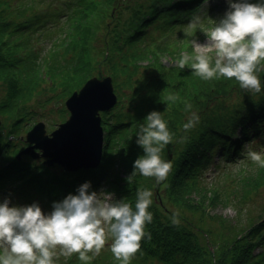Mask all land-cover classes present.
<instances>
[{
  "label": "trees",
  "instance_id": "trees-1",
  "mask_svg": "<svg viewBox=\"0 0 264 264\" xmlns=\"http://www.w3.org/2000/svg\"><path fill=\"white\" fill-rule=\"evenodd\" d=\"M143 1L158 4L168 0ZM200 2L201 0H180L174 3L179 5L178 8L162 9L160 16L153 21L155 28L159 25L166 26L169 18L178 20L180 25L190 22ZM135 20V17H131L126 20V24H134ZM121 21V18L117 17L106 33L93 39L100 40L102 51L116 50L120 54L121 58L112 63V71L108 74L112 76L114 84L116 83V92L119 87L125 92H117V105L110 112L103 114L102 126L106 132V146L102 162L93 172L87 169L70 175L60 172V188L41 187L35 182L34 160L26 157L16 161L15 155L20 150V144L10 139L7 134L13 133V130H16L14 125H19L21 121L27 123L39 110L43 113L51 109L57 103V97L54 96L56 89H62V96L69 95L90 75L94 68L91 64L96 61L73 62V55L66 56L64 47H60V52L57 45L47 60H38L39 54H33L30 46L19 38V29L12 28L5 33L8 36L2 35L5 39L0 34V83L6 85L3 97L0 98V117L4 125L7 122L8 126L7 134L0 131V191H15L22 199L23 205H32L36 201L39 207L52 209L54 203L61 202L69 194L77 195L75 186L79 188L86 182L90 183L89 193L97 192L99 187L104 186L106 191L115 194L117 200L130 203L133 207L137 189H147L153 193V202L148 209L153 220L145 226V232L151 234V239L145 237L141 241L140 251L131 259L130 264H264V218L257 223L251 222L248 229L241 230L220 217L206 216L205 223L212 231L206 233L194 223V217L192 219L187 211L188 206L172 202L170 199L167 185L172 188L170 194L172 191L178 193L182 189L176 186L177 180L172 175L160 182L166 190L164 201L161 200L155 178H146L137 173L128 180L134 170V161L143 155V150L136 143L137 132L145 124L148 114L153 111L159 113L161 104L166 107V114L162 119L171 122L176 118V113L195 100L199 101L205 97L211 98L214 103L197 112L199 122L185 135L183 146L181 145L177 155L174 154L171 158L167 149L164 151L167 152L166 160L173 166L170 173L175 172L176 177L180 179L186 180L188 172L196 173L209 169L215 157L220 158V161L233 163L250 151L256 143L264 142V76L259 77L260 93L241 89L234 79H211V85L192 90L171 105L173 101H169L167 97L178 95L181 92L178 90L181 83L177 85L176 91L171 90L172 85L166 84L169 79L168 69L160 65L158 56L149 57L143 48L132 52L131 33L115 35L123 25ZM100 23L106 26L105 19ZM6 25L8 26V23L3 24L7 27ZM163 26L157 29L160 36L165 33ZM149 47L152 53L161 51L153 44ZM73 54L75 55V52ZM139 55L151 60L148 66L144 63L143 68L145 73L150 72L152 76L139 78L130 74L121 80L116 73L125 67L137 70V63L128 59H139ZM188 56L192 57L191 53ZM110 58L111 56L103 55V63H111ZM181 58L178 54V60ZM41 63L45 65L42 66ZM192 63V59H189L183 69H191ZM214 63L212 61L213 65ZM55 69L59 72L54 71ZM190 82L192 80L188 78L186 85ZM38 95L42 97L36 99ZM30 99L32 103L36 102L32 107ZM60 114V117L64 118L66 111L61 108ZM167 126L175 141L174 125ZM130 136L134 138L133 145H129ZM44 179L46 180V176ZM66 183L68 185L65 187ZM195 184L192 183L191 186ZM217 196L213 199L214 202L219 201V195ZM183 207L186 209L183 210ZM175 211L179 212V226L171 223ZM208 236L209 239L206 238ZM109 246L110 244L106 243L105 249L90 261H81L78 255L74 254L70 257L58 256L54 258V264H121L114 259ZM256 248H260V251L253 253ZM2 254L3 250H0V255Z\"/></svg>",
  "mask_w": 264,
  "mask_h": 264
},
{
  "label": "rangeland",
  "instance_id": "rangeland-1",
  "mask_svg": "<svg viewBox=\"0 0 264 264\" xmlns=\"http://www.w3.org/2000/svg\"><path fill=\"white\" fill-rule=\"evenodd\" d=\"M38 1L40 0H0V23H19L20 21H26L29 24L25 32L33 31V21L36 19H42V16L38 10H30L29 7L35 9ZM61 1H64V5H60ZM120 1L122 0H84L80 4L82 9L74 16L77 35L75 38H69V36L73 37L75 35V24L72 22L68 23L67 35L61 40L57 39L58 50L62 52L60 47H64L66 56L73 55V61L75 60V62H77L78 58L81 59V57L80 55H74L73 52L76 54H89L90 49L93 50L90 43L93 41L95 36L101 34V20L105 19V23L108 26L118 17L121 18V22L125 25H122L120 27V31H117L115 35H122L126 32L131 33L134 38L130 41L132 42L130 45L132 52L143 48L149 57L153 55L159 57L160 65L162 67H167L168 69L169 79L166 84L170 83L172 88H177L179 82L181 83V86L178 89L181 90V92L178 95H174L177 99L190 93L192 90L203 88L206 85H211V80H202L194 74L192 69H179L176 62L178 61V54L183 57L185 54L188 55L189 53H191V58H193L192 62H194V57L197 55V52L194 50L192 42L196 41L201 45L207 42L208 35L215 26L214 22L218 23L224 17V14L229 10L228 0H201L199 8L195 10L192 15V21L194 18L199 17V21L195 29L188 27L191 21L184 23V25H180L178 20L169 18L166 26H158H163L165 28V33L161 36L158 34V27L157 29L155 28L153 21L160 16L162 9L170 7L178 8L179 5L174 4L177 0H168L167 2H160L158 4H149L151 1L143 0H123L126 3H124L125 5L118 4ZM256 1L257 0H250V2L253 3ZM233 2H235V0H233ZM108 3L109 5L107 6ZM70 5H72V0H47V2H39V9L41 12H45L43 15L49 13L48 24L44 27L45 30L49 29L47 32L48 38L38 43V45L45 50V55H47V52L52 45V31L56 29L57 25L61 26L66 24L64 23V19L67 16H65L66 14H62V11ZM106 6L107 8L105 11ZM111 6L113 8V12H111L112 17L109 15V8ZM210 9L212 10L209 11ZM130 15L136 18L135 23L137 24L134 27L133 25L135 23L126 24V19L130 17ZM180 20L182 19L180 18ZM201 21H203V23ZM12 25L13 24H11L9 28ZM7 32L8 27H6L5 33ZM38 33H36L34 37L37 36ZM129 37L127 38L128 41ZM150 44L160 48L161 51L152 53V49L149 47ZM92 45L95 48H99L100 40H95ZM112 53H114L116 57L120 56L116 50L112 51ZM206 54L211 57V61L215 62L214 51ZM139 56L141 58L135 60L130 57L137 63V70L125 67L116 73L121 77V80L126 79L130 74H134L139 78L142 76H152L150 75V72L145 73L146 71L143 68L148 66L151 60L145 59L141 55ZM91 57L93 61L96 62L91 64L94 68L90 71V73L104 74L112 71L113 65L111 63L104 64L102 61L103 55H101V53L93 51L91 53ZM144 63L145 66H143ZM258 67L259 70L256 75L258 77L264 76V62H262ZM188 78H191L192 82L186 85ZM195 79L196 83H194ZM45 87L46 86H44V88ZM4 88H6V85L0 83V98L3 97L2 93ZM172 88L170 89L173 90ZM118 92L125 93L120 87L118 88ZM54 96L57 97V103L46 112L41 113L39 110L34 116L32 115V118L28 122L31 123L33 121L36 123L39 119H41L45 123L46 129L49 132L52 128H55L56 125L65 121L68 116L66 115L65 118L62 116L60 117L61 114L59 109L64 106V101L67 96L62 98V89H56ZM41 97V95H38L36 99ZM175 101L172 102L171 105H174ZM30 103H32L31 99ZM35 103L36 102L32 103L31 107ZM189 104L191 105L190 110H186V106H184L178 113H176V118H174L171 122H166V124L174 125L173 134L176 136V140L173 141L172 139V142L166 145L162 152L167 149V152L171 154V158H173L174 154H178L183 146L182 140L189 131H185L183 129V124H185L189 118L188 114H197V112L203 109L206 105H212L214 103L211 98L202 97L199 101L195 100ZM164 109H166V107L161 104L159 113H161L162 116L166 114ZM14 127L16 130H13V133L7 134V123L5 122L4 125V122L0 117L1 132L3 131L9 135L10 138L13 136L18 138L21 135L24 137L26 132L25 127L22 128L21 123L16 126L14 125ZM134 143V138L130 136L129 145H133ZM255 145L256 147H254V152L259 153L262 156V159H264V143ZM167 152H164L163 159L165 161H167ZM216 162L217 160L215 159V163ZM119 170L120 168H118V171ZM187 174H191V172H188ZM169 175H172L174 179L177 180L176 186L182 188L178 191V193L176 191H172V194H170V190L172 188L167 185L170 199L172 202L175 201L179 204L183 203L188 206L189 209L187 211L192 219L194 217V223L202 229L203 232L212 233L209 226L205 223L206 216L210 218L220 217L221 219L227 220L232 226L241 228V230L251 222L256 223L264 217V167L259 166V164L253 162L250 158L242 159L233 166H225L219 163L216 170L208 172L206 176L200 174L186 176V180H183L180 179V177H176L175 172L168 174V177ZM188 178L190 181H201V183L190 186ZM49 180L59 185L60 176L53 177L50 175ZM155 184H157L160 189L161 200L164 201L166 198L165 187H162L161 183H156V181ZM67 185L68 184L66 183L65 187ZM75 190H78L77 186H75ZM175 190H177V188ZM218 193L219 201L214 202L213 199L218 197ZM108 195H110L112 199L114 198L113 194L106 193L104 194V199H106ZM2 196L3 193L0 192V203L4 202ZM203 198H207V200L202 202ZM192 200H197L199 205L191 203ZM12 201L15 207L30 206L28 204L23 205L22 199H19L15 194H12ZM36 203L37 202L35 201V204ZM173 205L175 206L176 204L173 203ZM9 207H11L10 204ZM181 209L182 205L179 207V210ZM185 209L186 207H183V210ZM42 212L46 215L49 214V211L47 210L42 209ZM219 229L223 233L225 232L224 229ZM204 238L205 236H203V240ZM206 238L209 239V236ZM108 243H111L110 239ZM104 249L105 247L101 251ZM89 254L90 256L92 255L91 253Z\"/></svg>",
  "mask_w": 264,
  "mask_h": 264
},
{
  "label": "clouds",
  "instance_id": "clouds-1",
  "mask_svg": "<svg viewBox=\"0 0 264 264\" xmlns=\"http://www.w3.org/2000/svg\"><path fill=\"white\" fill-rule=\"evenodd\" d=\"M229 10L212 28L207 42L203 45L193 41L197 55L191 64L194 74L202 80L234 79L241 89L261 92V80L256 75L259 65L264 62V0H228ZM199 17L188 25L195 29ZM215 52L212 64L208 52ZM189 59L185 54L176 64L185 68ZM169 101L176 96L169 95ZM191 105L186 104V110ZM199 118L192 113L183 129H192ZM161 113L151 112L145 124L139 128L136 143L143 155L133 163V172L146 178H155L156 183L167 179L172 163L165 161L161 153L172 142ZM249 158L264 167V159L259 153L249 152ZM90 183L81 185L77 195L69 194L61 202L52 205V211L44 214L33 203L25 207H9V201L0 203V264H54L58 256L78 255L81 261H90L99 255L109 239V250L121 264H130L140 251L141 241L151 234L145 232L146 224L152 223L153 216L148 211L152 205L153 193L139 188L136 202L132 204L114 201L110 195L100 199L96 192L89 193ZM179 212L171 218L174 226H179ZM89 253L92 255L90 256Z\"/></svg>",
  "mask_w": 264,
  "mask_h": 264
},
{
  "label": "water",
  "instance_id": "water-1",
  "mask_svg": "<svg viewBox=\"0 0 264 264\" xmlns=\"http://www.w3.org/2000/svg\"><path fill=\"white\" fill-rule=\"evenodd\" d=\"M115 103L110 77L88 79L65 102L68 120L48 134L44 123L36 124L26 134L25 142L30 145L24 153L36 157V149L41 148L51 158L49 163L58 161L65 170H73L79 161L96 165L103 141L99 111H108Z\"/></svg>",
  "mask_w": 264,
  "mask_h": 264
},
{
  "label": "bare ground",
  "instance_id": "bare-ground-1",
  "mask_svg": "<svg viewBox=\"0 0 264 264\" xmlns=\"http://www.w3.org/2000/svg\"><path fill=\"white\" fill-rule=\"evenodd\" d=\"M212 9H210L209 11H211ZM132 39H134V38H132ZM132 39H130V41L132 40ZM174 91H176L177 90V88H172ZM103 134H105V131H103ZM105 146H106V144H104ZM88 171H90V172H93L94 170L93 169H87ZM207 200V198H203L202 199V202H204V201H206ZM191 203H193V204H196V205H199V202L197 201V200H192L191 201Z\"/></svg>",
  "mask_w": 264,
  "mask_h": 264
}]
</instances>
